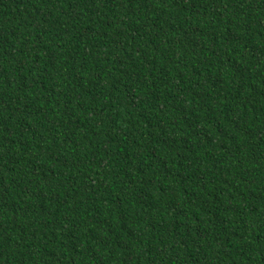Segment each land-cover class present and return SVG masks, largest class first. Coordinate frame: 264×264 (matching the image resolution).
Listing matches in <instances>:
<instances>
[{
  "label": "trees",
  "instance_id": "trees-1",
  "mask_svg": "<svg viewBox=\"0 0 264 264\" xmlns=\"http://www.w3.org/2000/svg\"><path fill=\"white\" fill-rule=\"evenodd\" d=\"M0 264H264V0H0Z\"/></svg>",
  "mask_w": 264,
  "mask_h": 264
}]
</instances>
